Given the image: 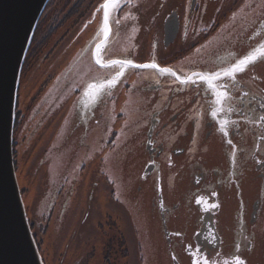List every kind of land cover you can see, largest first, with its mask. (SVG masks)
<instances>
[{"label":"flooded vegetation","instance_id":"1","mask_svg":"<svg viewBox=\"0 0 264 264\" xmlns=\"http://www.w3.org/2000/svg\"><path fill=\"white\" fill-rule=\"evenodd\" d=\"M104 1L98 0L91 6L85 0H56V4L44 12L43 16H48L41 22L42 16L38 24L27 55L30 58L26 59L21 75L14 133L17 174L19 152L24 147L34 148L29 154L32 162L34 150L37 152L43 144L42 151L48 152L59 130L58 127L53 132L47 124L36 125L35 119L40 116L37 109L46 95L40 99L37 88L21 93L33 51L41 54L56 32L50 31V24L58 5L60 8L64 3L67 5L63 13L64 27L68 25L66 39L78 29L83 31L94 25L92 22L97 18L103 21L101 5ZM171 2L155 1L152 13L136 15L138 34L143 33L142 48H136V53L132 48L115 47V51L117 60H130L137 65L155 63L171 69L175 76L125 66L123 75L109 89L106 82L121 69L117 65L101 78L96 60L110 56L114 50L103 45L94 56L96 46L101 45L96 43L89 49L88 62L81 61L82 82L76 101L70 106L78 110V124L86 132L83 138L87 140L93 134L95 140L105 108L118 98L122 103L136 88L142 89V106L135 118L129 121L124 119L123 113L118 114L120 127L113 129L105 144L112 147V158L119 156L123 147L135 149V155L141 157L144 165L140 163L141 170L131 180L137 204L151 193L163 236L177 244L179 264H193L194 260L205 258L208 264H223V261L236 264L237 258L244 264H264V120H261L264 116V48L260 47L264 44V32L248 27L243 13L237 16L241 0ZM122 14L119 11L120 21ZM253 21H257L255 17ZM115 25L122 29L120 23ZM47 29L49 31L45 32ZM39 32L42 33L38 37ZM43 36L45 44L34 43L35 38L42 41ZM250 52H254L253 60L243 70L214 81L216 85H224L217 91L227 93V98L222 99L223 111H219L221 105L210 103L215 99L213 91L199 77H193L197 83H181L193 73L212 74L230 68ZM53 75L54 72H49V78L45 76L40 85L44 87L53 82ZM89 84H105V87L89 89ZM25 97L27 100L23 101ZM228 108L233 111L229 113ZM213 109L218 110L216 119L211 116ZM131 123L135 138L128 141L126 129L122 127ZM115 140L121 142L116 150L113 148ZM95 155V165L99 168L100 154ZM107 185L110 187L108 200L117 203L111 185ZM116 242V238L109 240L106 264L112 261Z\"/></svg>","mask_w":264,"mask_h":264},{"label":"rangeland","instance_id":"2","mask_svg":"<svg viewBox=\"0 0 264 264\" xmlns=\"http://www.w3.org/2000/svg\"><path fill=\"white\" fill-rule=\"evenodd\" d=\"M155 1L172 3V0H120L118 7L110 9V28L106 36L101 30L104 27L102 20L95 17L94 25L83 31L80 28V34L78 29L65 40L68 25L63 27L50 36L47 47L27 66L29 75L27 72L23 76L21 93L37 88L40 99L46 95L37 109L40 116L35 119L36 125H50L53 132L59 127L48 152L42 151L44 145L40 144L38 151L34 150L31 162L29 154L34 148L24 147L17 158L19 184L24 191L28 217L44 264H106L109 240L116 235L125 237L128 256L121 257L115 243L110 264H175L173 254H176L177 244L168 242L163 236L151 193L146 194L148 196L139 205L133 198L131 180L144 165L140 162L141 157L135 155V149L123 147L119 156L112 158V147L105 146L113 129L120 127L116 119L118 114L123 113L124 119L129 121L135 118L142 106V89L136 88L122 103L118 98L116 103L105 108L95 140L93 134L87 140L83 138L86 132L78 124V110L70 106L76 101L77 89L82 82L81 61L88 62L89 49L100 43L106 45L104 48L114 50L110 56L99 57L101 63L97 64L103 79L110 69L117 67L101 66L119 59L115 47L119 50L132 48L134 53L136 48H142L143 33L138 34L136 15L152 13ZM241 2L237 16L243 13L248 27H257L264 32V0ZM119 11L123 12L121 21ZM254 17L257 21H253ZM116 23H120L123 30H119ZM55 26L56 23L52 29ZM53 49L57 51L53 53ZM49 72H54V80L43 87L40 84L45 76L49 78ZM26 100L25 97L23 101ZM37 101L39 99L35 103ZM122 128L126 129L125 139L135 138L133 123L124 124ZM113 143L115 150L121 145L118 140ZM97 152L101 158L99 168L95 165ZM107 183L111 185L117 203L108 200L110 187Z\"/></svg>","mask_w":264,"mask_h":264},{"label":"water","instance_id":"3","mask_svg":"<svg viewBox=\"0 0 264 264\" xmlns=\"http://www.w3.org/2000/svg\"><path fill=\"white\" fill-rule=\"evenodd\" d=\"M49 2L0 0V264H44L17 177L14 131L23 66ZM109 28L108 19L105 34Z\"/></svg>","mask_w":264,"mask_h":264},{"label":"snow or ice","instance_id":"4","mask_svg":"<svg viewBox=\"0 0 264 264\" xmlns=\"http://www.w3.org/2000/svg\"><path fill=\"white\" fill-rule=\"evenodd\" d=\"M119 6V0H105V3L101 5V8L104 10V16H103V25H106L108 23V19H109V8L112 7L113 9L115 7ZM103 30V29H101ZM97 35H99V31L97 33ZM261 48H264V44H262L260 46ZM101 51V45H97L95 52H94V56L99 53ZM254 57V52H250L248 54V56L244 57L243 59L239 60L235 65H233L230 68H225V69H221V71H217L215 73L212 74H207V73H193L192 77H188L186 80H182L181 83H197V81L195 79H193V77H199L200 80H202L203 82H205L208 85V88L213 91V94L215 96V99L210 101L211 104H219L221 105L219 111H223V107H222V99L223 98H227V93L223 92V91H217V88H224L223 84L220 85H216L214 83V81L221 79L223 77H231L233 76L234 73L243 70V67L249 63L250 61L253 60ZM96 62L98 64L101 63V61L99 59L96 60ZM113 65H118L121 69V71L117 72L116 75L112 78V80L107 81L106 82V86L111 89L112 87L115 86V83L118 81V78L120 76L123 75L124 73V69L125 66L127 67H134V68H138V69H154L159 71L162 74H171L175 76V73L172 72L171 69L169 68H163V67H159L157 64L155 63H148V64H134L132 61L128 60V61H120V60H112L109 61L108 64H101L102 67H108V66H113ZM103 87H105V84H100V85H96V84H89L88 88L89 89H102ZM88 93L86 92L85 95H87ZM262 107H264V105H262ZM227 111L229 113H231L233 111L232 108H228ZM211 116L213 117V119H216L218 117V110L217 109H213L211 112ZM261 120H264V116L261 117ZM223 128V125L221 126ZM229 143H231V141H229ZM193 264H208V260L205 258L202 261L201 260H194ZM213 264H215V262H213ZM223 264H229L228 261H223ZM236 264H244V261L239 260V258H237Z\"/></svg>","mask_w":264,"mask_h":264},{"label":"trees","instance_id":"5","mask_svg":"<svg viewBox=\"0 0 264 264\" xmlns=\"http://www.w3.org/2000/svg\"><path fill=\"white\" fill-rule=\"evenodd\" d=\"M74 2V0H69V2ZM96 1H98V0H85V2H88V4L90 3L91 4V6L93 5V4H95L96 3ZM56 4V0H50V2H49V4L47 5V7H46V9L49 7L50 8V6H54ZM59 3H57V5H58ZM66 7H67V5L64 3V6L62 7V8H60V5H58V7L56 8V12H57V14L56 13H54L53 14V17H52V19H51V24L53 23H56V26L52 29V26H53V24L51 25V32H55V31H57L59 28L62 30V28L64 27V23L66 22V18H63V13L65 12V10H66ZM88 9H90V8H88ZM46 11V10H45ZM51 12L49 11L48 12V14H50ZM47 15V14H46ZM46 15H44L43 16V18H42V20H41V22H43V20L45 19V17H47ZM40 25V24H39ZM41 27H42V24H41ZM43 32V31H42ZM42 32H39L38 34H37V36L38 35H40ZM39 37V36H38ZM65 39V38H64ZM39 42V45H43V44H45L46 43V39H43L42 41H38L36 38H35V40H34V43H37V42ZM32 45V44H31ZM38 45V46H39ZM32 47V46H31ZM30 47V48H31ZM37 48V47H36ZM43 48V47H42ZM41 48V49H42ZM30 51V50H29ZM31 54H32V51H31ZM36 56H39V53L37 52V51H33V54H32V59L33 58H36ZM29 58H30V55H29ZM28 58V56H27V58L26 59H29ZM23 191V190H22ZM24 192V191H23ZM23 195H24V193H23ZM31 225H32V228H33V224L31 223ZM116 244H118V246H119V253H122V254H120V255H125L124 257H126V256H128V252H127V248H126V240H125V238L122 236V235H116Z\"/></svg>","mask_w":264,"mask_h":264}]
</instances>
